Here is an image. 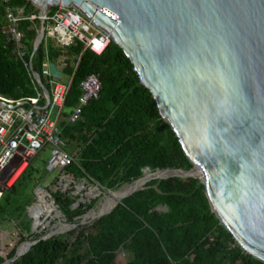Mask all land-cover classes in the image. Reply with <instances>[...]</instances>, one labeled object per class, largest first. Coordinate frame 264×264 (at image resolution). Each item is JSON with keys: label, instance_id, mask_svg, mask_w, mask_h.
<instances>
[{"label": "trees", "instance_id": "obj_1", "mask_svg": "<svg viewBox=\"0 0 264 264\" xmlns=\"http://www.w3.org/2000/svg\"><path fill=\"white\" fill-rule=\"evenodd\" d=\"M11 4L23 7L26 15L39 12L29 0H11ZM4 8L0 0V24ZM19 27L28 46L23 58L14 51L12 41L0 35V95L13 99L35 97L42 90L25 64L30 60L50 89L42 74L44 41L33 53L40 20H21ZM55 41L51 37L48 42L50 59L64 58L65 70L73 76L67 111L77 104L80 82L88 74L97 73L102 85L100 97L83 108L81 119L63 128L67 148L75 152V161L60 170L63 177L115 190L146 171L192 167L152 93L118 44L111 40L102 54H96L83 50L79 40L64 47ZM33 174L41 176L32 161L0 198V231L7 234L8 243L6 256L0 252V264L15 255L20 242L44 236L33 234L32 219L26 215L34 199L29 192ZM53 196L69 222H76L86 209L73 207L75 197L68 191L58 190ZM91 228L82 229L72 242L64 234L40 239L11 264H120L122 248L133 253L128 264H264L236 242L212 211L203 182L195 177L153 179L96 219Z\"/></svg>", "mask_w": 264, "mask_h": 264}, {"label": "water", "instance_id": "obj_2", "mask_svg": "<svg viewBox=\"0 0 264 264\" xmlns=\"http://www.w3.org/2000/svg\"><path fill=\"white\" fill-rule=\"evenodd\" d=\"M29 1L42 17L33 53L46 34L49 10L59 4L76 7L130 58L192 163L190 169L146 171L133 181L142 180V185L95 220L153 179L195 177L236 242L264 261V0ZM31 70L49 98L41 75ZM50 70L59 80L62 72L55 62ZM74 226L63 224L23 241L3 264L26 254L40 239Z\"/></svg>", "mask_w": 264, "mask_h": 264}, {"label": "built area", "instance_id": "obj_3", "mask_svg": "<svg viewBox=\"0 0 264 264\" xmlns=\"http://www.w3.org/2000/svg\"><path fill=\"white\" fill-rule=\"evenodd\" d=\"M3 3L4 19L0 24V35L12 41L14 51L23 58L28 51V46L22 40L23 33L19 22L25 19L40 20L42 17L39 12L26 15L24 8H14L11 0H3ZM44 19L47 29L41 43L44 41L46 57L42 64V74L50 86L49 98L31 70L33 66L31 60L25 64L34 81L42 89L38 95L21 99L0 95V101H2L0 103V198L5 190L15 184L33 158L47 148L51 151L46 163L48 172L55 169L60 171L75 161V152L68 150L63 128L65 124L79 121L83 108L90 101L100 97L102 85L99 76L97 73H90L80 82L81 94L77 104L66 110V98L73 76L69 75L68 83L61 81L65 75L62 68L67 65L65 60L60 61L61 66L54 61L62 72L60 79L57 80L52 76L50 64L53 61L48 55V39L54 38L63 47L79 40L83 43V50L90 49L96 54H102L112 40L111 35L73 6L61 4L54 6ZM43 99L45 104H42ZM66 111L67 114H65ZM70 181L73 180L64 177L63 184L68 185ZM40 189L45 190L41 187ZM31 209L33 205L29 207L30 213Z\"/></svg>", "mask_w": 264, "mask_h": 264}, {"label": "rangeland", "instance_id": "obj_4", "mask_svg": "<svg viewBox=\"0 0 264 264\" xmlns=\"http://www.w3.org/2000/svg\"><path fill=\"white\" fill-rule=\"evenodd\" d=\"M40 32V28L38 30ZM39 34V33H38ZM62 82L68 83L70 81V77L67 76L66 74L63 76L61 79ZM50 148L45 149L43 152L39 153L37 156L33 158V163L34 166L36 167V170H38V174L41 175L40 177H36L37 175L33 174V182H32V187L29 190L30 193L33 195V202L27 206L26 209V215L32 219V226L33 223H35V219L29 214V207L32 206L39 198V191L42 190L41 188H44L46 193L50 191L51 193L56 192L58 190H65L66 192L68 191L70 195H73L75 197V202L73 204V207L81 206L83 205L86 207L84 213L81 215L76 216V222H69L67 221L63 216L58 215V207L53 206V212L48 213V212H43L42 216L39 218V224L35 228L34 233H39L40 235H48L51 232L57 231L60 229L63 224H75L73 228H67L64 229L62 232L59 234H64L66 238H68L69 241H74L75 238L77 237V234L82 230L86 229V231L92 230L91 225L95 221V217H87V214L90 212H98L100 205L102 202L105 200V196L107 194L112 193L113 191L125 188L131 183H126V185H122L120 188L115 189V190H108L102 186H100L97 183H91V182H86L84 180H73L70 181L68 185L63 184L64 183V177L60 174V171L58 169H55L52 172L46 171V163L50 158ZM37 174V173H36ZM62 180V181H61ZM99 185L100 189L99 192L96 195H91V190L95 188V186ZM48 190V191H47ZM94 196V197H93ZM47 199L51 202V198H49V195L46 194ZM83 199V201H80L78 205H76V202L79 199ZM32 199V198H31ZM53 203V201H52ZM54 205L56 206V203L54 202ZM92 210V211H91ZM48 213V214H47ZM91 219V220H90ZM88 222V223H87ZM2 232V231H1ZM74 232V233H73ZM7 234L6 233H1L0 236V244L3 245V247L0 249L1 254L6 256V250L7 248L5 247L6 245L8 246L7 239H6ZM38 235L32 236V239L37 238ZM28 239V240H32ZM23 242V241H22ZM20 242L19 245H21ZM15 243V242H14ZM13 245V244H11ZM12 247V246H11ZM125 259V256H122ZM11 264V263H10Z\"/></svg>", "mask_w": 264, "mask_h": 264}, {"label": "bare ground", "instance_id": "obj_5", "mask_svg": "<svg viewBox=\"0 0 264 264\" xmlns=\"http://www.w3.org/2000/svg\"><path fill=\"white\" fill-rule=\"evenodd\" d=\"M164 172H158L156 173V175H162ZM143 181L140 180L136 183H131V185L125 187V188H122V189H119V190H116V191H113L112 193L110 194H107L105 196V200L102 202V204L100 205V208H99V211L96 213V212H90L89 214H87V217H96V215H98L99 213H102L104 211H106L107 209H109L110 207L114 206L118 201H120V199L122 198V196L130 191H132L133 189L139 187L140 185H142ZM126 185V184H125ZM99 192L98 189H95L93 188L91 190V195H96L97 193ZM46 194L49 195V193L45 192V191H42L40 190L39 191V198L38 200L36 201V206L33 207V209H31V213L32 215L34 216V219H35V226L37 227V224L39 223V218L40 216H42V213L43 212H48V213H51L53 212V206L54 208L56 207L54 205V202L52 203V201L50 202L47 197H46ZM94 197V196H93ZM50 198V197H49ZM92 211V210H91ZM47 213V214H48ZM58 213V212H57ZM91 220V219H90ZM88 223V222H87ZM24 250V249H23ZM22 251V250H21Z\"/></svg>", "mask_w": 264, "mask_h": 264}, {"label": "crops", "instance_id": "obj_6", "mask_svg": "<svg viewBox=\"0 0 264 264\" xmlns=\"http://www.w3.org/2000/svg\"><path fill=\"white\" fill-rule=\"evenodd\" d=\"M41 26V25H40ZM39 33V32H38ZM39 35V34H38ZM50 39V38H49ZM49 39H48V42H49ZM56 42V41H55ZM34 47V46H33ZM60 61H64V58H60V60H58L57 62H58V64L60 63V66L62 65V62H60ZM54 62V61H53ZM65 68H66V66L65 67H63L62 69H63V71L65 72V74L67 75V76H69L70 75V73H68L66 70H65ZM44 151V150H43ZM43 151H41V152H43ZM40 152V153H41ZM0 234H1V231H0ZM125 256V259L122 257V256ZM133 260V253L131 252V251H129L128 249H124V248H122L121 250H120V252H119V262H120V264H128V263H130L131 261Z\"/></svg>", "mask_w": 264, "mask_h": 264}]
</instances>
